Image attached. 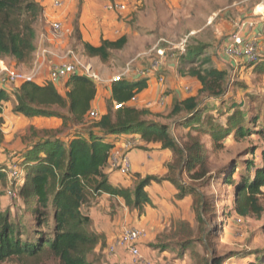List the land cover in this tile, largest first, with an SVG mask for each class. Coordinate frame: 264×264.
Segmentation results:
<instances>
[{
    "label": "trees",
    "instance_id": "trees-1",
    "mask_svg": "<svg viewBox=\"0 0 264 264\" xmlns=\"http://www.w3.org/2000/svg\"><path fill=\"white\" fill-rule=\"evenodd\" d=\"M41 12L42 7L35 0H0V60L11 58L15 68L33 64L36 50L33 24ZM75 29L80 38L77 27ZM126 42L127 37L123 35L114 39L102 38L98 46L82 42V47L90 58L106 61L112 50L123 49ZM205 48L204 44L196 42L188 45L179 56L181 64H187L186 68L180 67L179 73L195 78L200 85L195 93L175 101L171 106V114L184 113L177 119L182 129L188 130L189 142L182 145L170 133L169 125L153 120L152 116L155 115L151 111L129 102L133 95L138 96L147 87L149 75L111 82L110 96L105 99V112L98 119L88 116L97 92L96 83L80 73L62 79L63 93L46 78L40 82L24 81L9 90L4 87L0 89V113L1 103L8 100V93L11 94L13 90L14 113L28 118L57 117L61 120V127H67L69 123L90 124L86 128L87 132L69 133L64 139L47 134L15 157V174L22 180L18 186V198L23 200L18 210L23 215L28 214L33 225L27 227L24 221L14 218L17 210L13 212V219L8 209L0 210V264L9 258L38 260L42 256L51 257L54 264H122L105 259L102 253L106 245L105 237L90 228L88 206L98 195L107 193L121 197L129 209H136L141 215L145 211L144 206L151 204L144 188L153 181L171 182L177 190L178 199L186 195L192 197L193 194L197 197L195 200L192 197L194 226L178 221L175 229L160 234L150 247L160 253L167 251L179 257L188 254L193 264H222L219 257H201L200 261L196 258L201 245L210 242L209 234L205 235L207 229L203 222L206 202L204 195L194 193L192 188L186 191L179 182L184 165L189 172L196 164L199 165V169L191 175L193 179L204 176L207 158L198 136L192 135L191 131L197 133L204 125V121L201 124L197 121L203 110L201 108L209 100L220 103L226 101L218 98L227 92L228 72L212 64L210 56L205 54ZM244 65L254 69L258 67L264 76V57L259 56L253 63L244 61ZM113 101L125 105L114 109ZM230 104L228 109L233 108V111H227L224 127L218 123L214 126V122H217L215 119L210 124L206 123L210 126L209 135L214 145H217L218 139L225 138L231 132L235 139L248 135L249 130L242 124L244 103ZM59 109L65 110V113L59 112ZM257 133L263 139L261 146L257 147L260 157L243 160V168L236 181L233 180V174L238 162L230 161V171L224 176V183L233 185L228 217H259L264 210L261 203L264 187V125ZM119 134H128L131 139L137 140V149L159 144L161 149L170 150L172 160L167 164V174L144 177L135 174L136 182L132 189L112 185L106 170L109 154ZM9 166L10 163L1 166L0 182H9L6 173ZM175 170L176 177H173L172 172ZM196 229L202 234L201 237H193ZM195 242L199 243L200 250L194 245Z\"/></svg>",
    "mask_w": 264,
    "mask_h": 264
},
{
    "label": "rangeland",
    "instance_id": "rangeland-1",
    "mask_svg": "<svg viewBox=\"0 0 264 264\" xmlns=\"http://www.w3.org/2000/svg\"><path fill=\"white\" fill-rule=\"evenodd\" d=\"M198 1L127 0L126 15L123 19L125 21L127 18H131L130 32L138 31V34L133 37L130 34L131 38L126 42L124 49L112 50L106 61L96 59V63L90 60V57L83 51L82 43L79 41V36L75 29L77 27L76 18L78 14L76 12L72 22L73 29H71L70 33L69 49L61 60H67L70 58V53L73 52L76 60L83 67L89 64L90 68L98 74L101 72V68H105L106 72H108L106 79L109 81L116 75H120V79H126L131 77V75L134 77L136 75L141 76V72H144L146 75H150V72H155L151 76L154 79L162 76L163 83L160 87L151 83L143 92L144 96L142 95V97L145 99L144 108L155 109L156 107L157 112L153 113L155 116H152V119L169 125L170 133L176 136L178 143L182 145L189 140L187 137L188 130H183L182 124H179L177 119L184 115L183 112L177 115L171 114L172 105L169 106V104L172 99L170 97V85L172 83L170 81H173L176 85V92H172V94H177L178 96L185 95L187 97L194 88L193 82H190L193 77L183 74V72L179 74L180 67L186 68L187 64L181 65L180 57L177 58V56H180L188 45L195 44L196 42H204L210 45L206 51L212 53L210 54L212 55V64L214 66L218 64L219 67L220 65L222 67L226 65L230 73L227 76V92L218 98V100L222 99V101H226L220 103L221 101H215L214 99L209 100L201 108L203 110L197 121L200 124L204 121V125L201 126L197 133L196 131H191L192 135L198 136V140L207 158L204 176L199 179H193L191 175L199 169V165L196 164L190 172L184 165L179 181L186 191L192 188L194 193L204 195V201L206 202V210L203 212V222L206 229L209 230V233L206 230L205 235L209 234L210 242L201 245V250L199 248L200 245H198L199 243H194L198 247V250H200L199 253L201 255L205 254L204 256L199 254L196 258L200 261L201 257H203L202 259H206L209 256L219 257L222 264H264V255L260 256L264 252V210L259 217L244 218L241 223L236 222L237 217H228L227 213L230 209L233 196V185L224 183V176L230 171V161L238 162V166L233 174V180L236 181L243 168L242 161L245 159L254 160L260 157V150L257 147L261 146L263 139L257 131L264 125V76L258 70V67L243 71L241 68L242 61L227 55L226 58L224 54H221L222 52L218 51V45H216L217 39L213 38L214 32L218 31L224 36L225 41L235 30V28L233 30V27H230L231 24L235 27L236 24L245 19L259 20L257 24L261 25L256 27L258 33L252 29L251 31L245 30L243 35L256 41L257 50L264 57V0H224L216 8H211L210 11H205L199 7L195 9L194 3ZM208 19L209 24L206 28L189 34V31L193 30L192 28L195 29L196 26L202 25ZM33 27L35 31L39 32L38 37H49L51 34L48 30L51 29L50 22L48 23L47 19L45 21L42 12L41 16L33 24ZM45 27H48V29H45ZM229 31L232 32L229 33ZM261 37L262 40H260ZM139 38L142 39L141 42L145 41L144 45L140 47L136 45V40H139ZM215 57H221L224 61L216 60ZM4 60L5 64H0V76L4 72V66L16 69L22 73H28L29 69L32 68V65L15 68V66H10V63L13 62L11 58ZM226 61H229L231 64ZM154 63H156L155 66L153 65ZM82 66H78L79 70ZM164 66H171L173 73L166 74L160 71V68ZM36 76V81H38L39 77L37 73ZM101 77L103 76H100V81L96 84V87H99V89L103 85L102 83H104ZM11 91L13 93V90ZM12 93H8V100L1 103L0 168L2 165H7L8 163L11 165L21 150L31 147L35 141L47 134L56 135L64 139L66 134H80L85 132L87 127H90V124L86 123V125L69 123L67 127H61V120L57 117H34V119L14 113L12 109ZM227 93L228 96L226 97ZM161 94L168 97V100L166 99L165 104L159 106L157 98ZM232 102L244 103L242 113L245 115L242 124L249 130L248 135L242 139H235L231 132L225 138L218 139L217 145H214L212 137L209 135L210 126L207 124L212 123V120L215 119L217 122H214V126H217L218 123L223 124L222 126L224 127L227 111H233V108L228 109ZM138 105V103L135 104V106ZM59 112L65 113V110L59 109ZM58 123L60 124L57 125ZM137 143V140L130 137L122 138L119 136L116 139L114 148H118V153L124 155L129 160L130 170L124 175H130L131 173L132 176H135V174L141 176L140 173H132L131 171L130 154H132L134 149H137ZM124 145H128V148L124 149ZM253 148H255L254 154H252ZM171 160L166 162V172L163 175L167 174V164ZM108 171L114 172L109 167ZM6 173L9 182H0V210L4 211L8 209L11 213V219L14 217L13 212L17 210V216L14 218L22 222L24 221L25 225L30 227L33 225L31 217L28 214L23 215L19 211V208L22 207L23 198H18V186L22 183V180L17 177L15 172L11 174L7 169ZM172 176L176 177V170L172 172ZM262 191L261 203L264 206V187ZM10 192H12V195L9 194ZM192 197L195 200L197 196L193 194ZM193 199L192 202H194ZM194 206L196 208L195 204ZM192 235L196 238L202 236V234L197 232V229ZM140 242L139 244L143 247L147 244V242ZM257 250L259 253H257ZM107 257L110 258L111 256L109 257L106 253V259L109 261ZM130 257H128L129 260ZM131 259L133 264H137V261H134L132 257ZM54 262V259L51 257L42 256L38 260L9 258L1 264H54ZM165 263L174 264L168 261ZM175 264H189V262L185 259L178 263L175 262Z\"/></svg>",
    "mask_w": 264,
    "mask_h": 264
},
{
    "label": "crops",
    "instance_id": "crops-1",
    "mask_svg": "<svg viewBox=\"0 0 264 264\" xmlns=\"http://www.w3.org/2000/svg\"><path fill=\"white\" fill-rule=\"evenodd\" d=\"M35 1L41 5L42 16L45 21L47 19L49 23L52 20H60L64 25L68 26L70 30L73 29L72 22L74 20L75 13L77 12L78 14L76 18V24L80 35L79 41L81 43L87 42L92 46H98L100 45L102 38L114 39L125 35L128 41L131 36L133 37L138 34V31L132 33L130 32L131 18H127L125 21L123 19L126 15V12L118 16L106 12L104 10V0H62L63 5L60 10L52 8L50 0ZM220 2H224V0H199L197 3H194V8L196 9L197 7H199L200 9H203L205 11H210L211 8H216ZM258 21H256V26H254L255 29H253L254 31H256V33H258V29H256V27H259L261 25L257 24ZM208 24L209 19L208 21H204L202 25L196 26L195 29L192 28L193 30L189 31V34H193L195 33V31L199 32L200 30L206 28ZM237 25L238 24H236L234 27L231 24L230 27H233L232 29L234 30V28L236 29ZM45 29H48V27H45ZM48 30L49 33H51L49 37H38L39 32L36 31L35 60L32 64L33 67L31 70H35L40 79L46 78L47 72L53 64L65 62L68 60L61 59L68 52L71 34L55 35L50 31V29ZM114 31H118V35H116ZM232 31H229V33ZM217 32H214L215 35L213 38L217 39V43H215L216 45H218V47L216 46L218 51L220 53L222 52L221 54H224V36H222L220 32H218L217 34ZM141 40V38H139V40H136V45L139 47L144 45L145 43V41L141 42ZM260 40H262V37ZM201 44L205 45V54L207 56H210L211 59L212 55L210 54L212 53L206 51V49H209L210 45L204 42ZM224 56L226 55L224 54ZM177 58H179V56H177ZM215 58L216 60L218 59L222 62L224 61L221 57ZM96 59L99 60L97 57L90 58V60L94 61V63H96ZM179 59L181 61V58ZM241 61V68L243 69V71L252 70V67L246 68V66L244 65V60ZM4 62L5 60H0V64H5ZM226 62L229 63V61ZM181 63L182 61L180 62V64ZM7 64L9 65V63ZM155 64L156 63H154L153 65L155 66ZM10 66H15L14 62H11ZM215 66L220 69H225L228 72V75L230 74L226 65H224V67L220 65L219 67L218 64H215ZM171 68V66H164L160 68V71H163L166 74L173 73V70ZM238 70L240 71V69ZM100 71L101 72L99 73V75L103 76L101 77V79L103 78L102 80L104 81V83H102L103 85L101 86V88L103 89H99V87H97L95 98L91 102V110H96L99 115L105 112V99L109 98L110 96L111 85V82L106 79L108 76V72H106L105 68H101ZM154 73L155 72H150V78L147 80V86L152 83L153 85L160 87L162 84L157 82V78H151ZM133 77L134 76L131 75V77L126 79H131ZM170 82L172 83L170 85V97L172 99L170 100L169 106H171L175 101H179L182 98L186 97L185 95L178 96L177 94H172V92H176V85L173 83V81ZM190 82H193L194 84L193 91L190 92L191 94H193L200 87V85L197 80L193 78H191ZM54 86L60 93L64 92V80L61 79L55 82ZM145 89H143V91L138 94V100L133 103H138L139 105H141V108L145 107V99L142 97V95L144 96L143 92L145 91ZM166 99L168 100V97H166ZM148 110H150L152 113L157 112L156 107L155 109ZM59 124L60 123H58L57 125ZM119 136H121L122 138H127L130 135L119 134L118 137ZM137 144H139V142ZM130 159L132 173H140L142 177L146 175L161 176L166 172L165 164L172 159V153L168 149H161L159 144H152L149 145L147 149H134L132 154H130ZM106 171L109 173V181L112 185H118L130 189L134 187L136 177L132 176L131 173L130 175H123L115 171ZM144 189L149 196L151 204H147L144 206L145 211L141 215L138 214L136 209H129L121 197L111 196L107 193L98 195L88 206L87 210L91 219L90 228L95 233L103 234L105 237L106 245L102 250L105 259L108 248L116 242V239L121 232L120 230H122L124 227L131 226L142 230L143 236L140 238V241L143 243L147 242L146 246L144 247L139 244V250L142 257V262L139 264H166V261L173 262L175 264V262L178 263L185 259L188 260L189 264H193L188 254L184 255L183 257H179L167 251L160 253L158 250H155L154 248H151L149 246L151 243H156L157 237L160 234L170 229H175V223L178 221H184L187 222L189 226H194L195 214L192 209V197L185 196L181 199L176 198L177 190L169 181H162L159 183L151 182ZM128 257H130V255L127 253V251H124L123 249L118 247L116 249L114 257L107 258L110 262L133 264L131 257L130 260L128 259Z\"/></svg>",
    "mask_w": 264,
    "mask_h": 264
},
{
    "label": "built area",
    "instance_id": "built-area-1",
    "mask_svg": "<svg viewBox=\"0 0 264 264\" xmlns=\"http://www.w3.org/2000/svg\"><path fill=\"white\" fill-rule=\"evenodd\" d=\"M51 7L60 10L63 5L62 0H50ZM104 10L108 13H112L116 16L125 13L127 10V0H104ZM51 32L55 35L61 34H70L71 30L68 26L64 25L60 20H52L50 21ZM256 26L255 19H245L241 21L236 29L229 35V37L225 40V44L223 46V52L225 55L229 57H234L236 59L244 60L248 63L255 62L260 55L257 50V43L254 39L247 38L243 35L245 30L251 31ZM116 35H118V31H114ZM78 66H82L75 57V54L70 53V58H68L65 62H60L57 64H53L52 67L48 70L46 79L52 83H55L61 79H65L67 76L80 73L84 76L91 78L97 84L100 81V76L97 72L93 71L89 64L80 68ZM92 70V71H91ZM141 75H146L144 72L140 73ZM39 77V76H38ZM36 71L31 70L28 73H22L13 68H6L4 66V72L0 76V89L6 88L11 89L14 86L19 85L24 81H36ZM44 79H38V82L43 81ZM102 80V79H101ZM120 80V75H116L111 78V82ZM157 82L162 84L163 77L158 76ZM138 100L137 95H133L129 102L135 103ZM166 101V96L164 94L159 95L157 98V104L159 106L164 105ZM125 103H118L113 101L112 106L114 109L121 108ZM88 116L93 119H98L100 115L96 110H91L88 113ZM125 148H128V145H124ZM113 150V151H112ZM108 158V167L111 170L117 171L121 174H127L130 170L129 160L124 155L118 153V148H113ZM15 166L13 163L9 166L8 171L12 174L15 172ZM9 194L12 195V192ZM236 222L241 223L242 219L240 217L236 218ZM143 236V231L136 227H124L119 236L116 239V242L110 246L107 250V254L109 257L115 255L116 249L119 247L124 251H127L129 255L133 258L134 261H137V264L142 262V257L139 250V241Z\"/></svg>",
    "mask_w": 264,
    "mask_h": 264
}]
</instances>
